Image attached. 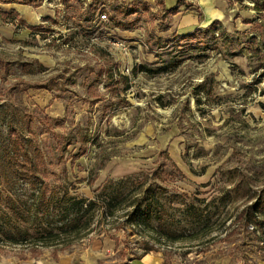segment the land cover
<instances>
[{"label": "rangeland", "instance_id": "obj_1", "mask_svg": "<svg viewBox=\"0 0 264 264\" xmlns=\"http://www.w3.org/2000/svg\"><path fill=\"white\" fill-rule=\"evenodd\" d=\"M93 1L100 8L84 20ZM115 1L134 0H34L41 3L36 15L44 14L36 31L6 20L16 29L0 34V141L13 120L30 152L42 154L38 168L50 189L62 194L94 198L106 183L130 177L154 186L171 174L169 193L205 199L220 209L221 221L206 236L170 241L128 224L121 210L97 215L82 237L39 249L45 257L53 248L76 253L82 264H123L147 246L180 264H264V248L249 236L223 241L248 202L234 195L237 180L243 175L251 190L264 185V73L246 49L256 34L245 22L257 18L254 1L223 0L215 32L198 28L188 38L174 36L185 34L180 19L196 0H180L175 18L161 0H137L150 11L133 15V31L101 18L107 13L100 9ZM224 33L234 38L230 47ZM101 67L107 72L99 75ZM45 116L53 122L44 125ZM228 193L234 198L223 201ZM27 241H0V252L18 261L32 253Z\"/></svg>", "mask_w": 264, "mask_h": 264}, {"label": "trees", "instance_id": "obj_2", "mask_svg": "<svg viewBox=\"0 0 264 264\" xmlns=\"http://www.w3.org/2000/svg\"><path fill=\"white\" fill-rule=\"evenodd\" d=\"M16 1L39 5L34 0ZM253 1L257 18L245 22L253 25L256 34L248 36L246 49L260 61L264 73V0ZM160 3L165 5L163 0ZM99 8V4L93 1L88 11L91 15L84 17V20H92ZM142 10L150 11L149 4L134 0L130 3L115 1L108 8H101L100 12H106L115 27L122 31H133L138 21L132 17ZM178 12L179 8L175 7L167 13L175 15ZM1 15L4 19L19 18L15 11L9 14L1 12ZM220 23L219 20L214 21L205 27L206 32H215ZM31 28L34 31L40 29L39 26ZM197 30L199 29L181 37L176 34L174 38H188ZM221 41L224 47H230L234 38L224 33ZM101 69L99 75L106 71V67ZM34 86L48 89L50 87L47 83ZM42 120L44 125L53 122L48 116ZM6 133L5 140L0 141V241L3 243L18 244L32 239L27 242L33 244L30 251L37 255L41 252L40 247L58 245L67 237H82L83 233L90 229L97 215L112 217L121 210L126 211L124 215L128 224L156 230L170 241L185 240L200 234L206 236L212 233L221 221L220 209L206 203L205 199L189 196L179 190L169 193L170 180L167 178H174L171 174L156 182L154 186L146 185L145 181L136 182L130 177L106 183L94 198L70 196L67 191L62 194L61 190L50 189L47 178L38 168L44 165L42 154L33 155L30 152L26 136L13 120L8 124ZM3 136L4 134L1 137ZM174 166L176 167L175 164ZM233 192L238 197L247 195L248 202L236 214L229 227L224 228L223 241H233L235 235L249 236L258 249H263L264 185L258 190H251L250 184L242 175L235 183ZM232 195L228 193L222 196V200H232ZM223 223L226 225L224 221ZM64 236L66 238L63 239ZM149 251L160 249L147 246L144 253ZM164 256V264H172L170 252H164Z\"/></svg>", "mask_w": 264, "mask_h": 264}, {"label": "crops", "instance_id": "obj_3", "mask_svg": "<svg viewBox=\"0 0 264 264\" xmlns=\"http://www.w3.org/2000/svg\"><path fill=\"white\" fill-rule=\"evenodd\" d=\"M180 0H164L165 9L170 10L178 6ZM38 6L21 3L16 0H0V34L5 35V33L14 34L16 25L8 23L1 15V12L11 13L13 11L19 14V18L12 17L15 20H22L28 22L29 26H36L37 19L39 16L44 14L36 15L34 10L36 7L39 8L41 3H38ZM182 4V3H181ZM185 4L180 6V10L185 8ZM194 8L186 10V13L181 16L180 19V29L182 33H191L190 31L196 30L198 28H204L210 26L214 21L221 20L225 16V7L223 0H196ZM181 12L175 14L174 18L179 15ZM36 17V18H35ZM11 18V19H12ZM48 19L52 21H58L50 16ZM84 19V18H83ZM5 20V22H4ZM32 22H31V21ZM35 23V24H34ZM193 32V31H192ZM179 33V32H178ZM65 251V250H64ZM4 252H0V264H82L79 260V256L76 253H61L60 249L53 248L51 250V255L48 257L44 256V251L42 250L39 254L34 255L24 253L19 256V260L15 261L14 259L7 258L5 255H2ZM5 254V253H4ZM165 256L164 252L160 251H149L143 253L139 258H132L128 261H125L123 264H164ZM172 264H180L176 260L172 259ZM224 264V262L220 263Z\"/></svg>", "mask_w": 264, "mask_h": 264}, {"label": "built area", "instance_id": "obj_4", "mask_svg": "<svg viewBox=\"0 0 264 264\" xmlns=\"http://www.w3.org/2000/svg\"><path fill=\"white\" fill-rule=\"evenodd\" d=\"M101 18H102V19L107 18V15H106V14H102Z\"/></svg>", "mask_w": 264, "mask_h": 264}]
</instances>
